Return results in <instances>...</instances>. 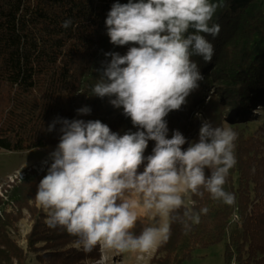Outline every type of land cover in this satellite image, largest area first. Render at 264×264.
I'll return each instance as SVG.
<instances>
[{
    "label": "trees",
    "instance_id": "trees-1",
    "mask_svg": "<svg viewBox=\"0 0 264 264\" xmlns=\"http://www.w3.org/2000/svg\"><path fill=\"white\" fill-rule=\"evenodd\" d=\"M117 2L128 0H0V151L55 150L61 125L57 123L52 132L47 128L57 118L99 120L121 135L138 130L122 108L92 93L98 70L110 62L105 53L124 55L130 46H114L107 36V14ZM211 2L223 4L212 21L221 31L215 39L207 37L214 45V56L210 63L193 57L204 79L187 103L166 117L168 138L179 130L187 141L198 140V133L193 132L202 120L197 114L214 126H231L238 137L237 163L224 189L234 194L235 203L228 206L213 201L207 193L203 199L191 195L188 207L199 211L207 206L208 213L188 233L173 220L170 239L158 246L150 264H186L197 250L224 241L226 257L236 264H264V0ZM68 19L72 25L64 29L61 25ZM85 106L91 109L90 115H78L77 109ZM256 107L263 113L254 114ZM256 122L260 126L248 134L249 124ZM154 143L149 141L146 156ZM45 175L24 178L7 191L6 203L0 199L4 207L0 264L99 260L98 248L85 252L76 237L47 226V212L35 202ZM25 212L32 225L22 246L11 231Z\"/></svg>",
    "mask_w": 264,
    "mask_h": 264
},
{
    "label": "clouds",
    "instance_id": "clouds-1",
    "mask_svg": "<svg viewBox=\"0 0 264 264\" xmlns=\"http://www.w3.org/2000/svg\"><path fill=\"white\" fill-rule=\"evenodd\" d=\"M222 6L211 0H128L108 12L110 43L130 46L124 55L105 53L110 62L98 70L92 93L122 108L138 130L121 135L99 120L57 118L47 131L59 123L60 140L35 194L47 226L76 237L83 251L99 247L103 260L125 253L143 260L170 239L173 220L188 233L208 213L207 206L188 207L186 196L203 199L207 193L213 201L235 203L224 189L237 163L232 127L214 126L197 114L198 140L189 142L179 130L168 138L166 121L204 79L193 57L212 61L214 45L207 37L221 31L212 21ZM71 25L68 19L61 27ZM90 113L87 106L77 109L78 115ZM149 141L155 143L146 156ZM144 217L152 222L137 235Z\"/></svg>",
    "mask_w": 264,
    "mask_h": 264
},
{
    "label": "rangeland",
    "instance_id": "rangeland-1",
    "mask_svg": "<svg viewBox=\"0 0 264 264\" xmlns=\"http://www.w3.org/2000/svg\"><path fill=\"white\" fill-rule=\"evenodd\" d=\"M211 91L213 92L214 89L212 88ZM253 113L260 115L263 113V110L261 107H256ZM201 123L202 121L200 122V126ZM259 126V122L249 124V128L247 130L248 134L254 133ZM193 133H199V128H197ZM192 135L194 136V134ZM53 151V149H38L18 153L0 151V199L4 200L5 203L8 201L7 191L16 185H19V183L22 181L20 177H22L24 173L26 174L24 177L25 179L34 174H47L48 167H50L52 163L50 159V153ZM45 161H47V164L44 163ZM31 168L33 170L30 171ZM14 175L19 176V178L15 179V181L12 183L10 179L13 178ZM185 199L187 206H190L192 204L191 195L186 196ZM0 206L1 214L3 216L4 207L2 208L1 204ZM10 207L9 209L11 210ZM24 216V219L16 224V229L11 231V236L14 241H19L22 246H25L27 243L26 235L29 233L32 225L29 214L25 212ZM151 222V218L144 217L143 223H137V226L134 229L135 233L138 235L141 231V228L147 224H150ZM226 243L227 241H224L210 248L197 250L194 253L192 260L186 264H236L234 259H229L226 257ZM97 248L99 249V247ZM155 249H153L150 253L145 254V259L143 260H136L134 255L128 253L109 254V258L107 260H103L102 253L99 249L101 256L100 259L95 262H89L88 264H150L154 257L153 255H155Z\"/></svg>",
    "mask_w": 264,
    "mask_h": 264
},
{
    "label": "built area",
    "instance_id": "built-area-1",
    "mask_svg": "<svg viewBox=\"0 0 264 264\" xmlns=\"http://www.w3.org/2000/svg\"><path fill=\"white\" fill-rule=\"evenodd\" d=\"M31 170H33V169L31 168L30 171H31ZM25 176H26V174L24 173V175H23L22 177H20V178L23 180V178H24ZM18 178H19V176L14 175L13 178H11V179L9 178V179H10L11 182L13 183V182L15 181V179H18ZM0 208H1V206H0ZM0 215L2 216V214H1V209H0ZM235 218H236V219H240V215H239V213H236V214H235ZM156 250H157V249L154 250V254L156 253ZM153 256H154V255H153Z\"/></svg>",
    "mask_w": 264,
    "mask_h": 264
}]
</instances>
